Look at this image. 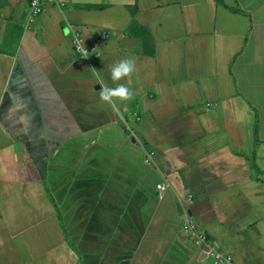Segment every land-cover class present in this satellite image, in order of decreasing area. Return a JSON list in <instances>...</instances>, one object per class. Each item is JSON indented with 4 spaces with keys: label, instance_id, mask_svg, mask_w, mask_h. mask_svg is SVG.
Instances as JSON below:
<instances>
[{
    "label": "crops",
    "instance_id": "crops-1",
    "mask_svg": "<svg viewBox=\"0 0 264 264\" xmlns=\"http://www.w3.org/2000/svg\"><path fill=\"white\" fill-rule=\"evenodd\" d=\"M29 1L0 0V264H211L186 211L237 264H264V0H69L26 27ZM69 24L112 38L85 57ZM119 85L137 126L128 100H101ZM45 160L47 178L67 173L75 247Z\"/></svg>",
    "mask_w": 264,
    "mask_h": 264
},
{
    "label": "built area",
    "instance_id": "built-area-1",
    "mask_svg": "<svg viewBox=\"0 0 264 264\" xmlns=\"http://www.w3.org/2000/svg\"><path fill=\"white\" fill-rule=\"evenodd\" d=\"M69 0H30V16L26 27H29L41 15L47 5L55 6L59 9H64ZM73 46L77 53L81 54L79 49H86V57L92 52L98 50L103 44L107 43L111 38V33L108 30L103 31L90 43L85 41L83 32L77 27L70 25ZM84 56V55H82ZM139 119V118H138ZM158 195L162 199L169 188L166 182H159L156 185ZM193 195L190 194L185 200H192ZM185 219L183 222V230L191 235L194 245L202 252H204L210 259L211 264H237L232 254L228 253L222 244L215 238L211 237L207 232L202 230L196 221L185 212Z\"/></svg>",
    "mask_w": 264,
    "mask_h": 264
},
{
    "label": "rangeland",
    "instance_id": "rangeland-1",
    "mask_svg": "<svg viewBox=\"0 0 264 264\" xmlns=\"http://www.w3.org/2000/svg\"><path fill=\"white\" fill-rule=\"evenodd\" d=\"M111 38H112V36H111ZM111 38H110V40H111ZM127 103H128L127 104L128 106H127V110L126 111L127 112H130L129 113V116H133L132 117V120H131V124L137 126L138 123H136V121L134 119V115L132 114V112H134L135 109H136V103H134L132 99H128V102ZM117 109H118V111L120 113L122 112L121 108H117ZM106 142L107 141H105V142L102 141L100 143L102 145V147H105V149L107 148L109 150H115L117 148V150H119L118 151L119 153H121L123 155L126 154V155L131 156L129 153H127L128 147L126 145H123V146L118 147L119 145H117V144L115 145L113 143L112 146L110 148H108L106 146V144H105ZM36 146H37L36 151H39L40 150V152H39L40 155H41V157L39 158L40 159V162L43 163L44 158H45V146H44L43 140L40 141V139H38L37 142H36ZM97 148L98 149H101V147H97ZM130 148H132V147L130 146ZM94 150H95V148H94ZM135 151H136V153L138 155H140V152H141L140 149H138L137 147H135ZM51 165H55V167L57 165H59V167H61L60 169H64V171H65V169H67V160L64 161V159L62 160L61 157H55V159H52ZM47 175H48V170H47ZM47 175H46V177H44V179L42 181L46 185V187H48V188H50V186L52 185L51 183H54L53 184V187L51 189V192L52 193L54 192L55 199L58 202V204L60 206L61 213L63 215V218L65 219V217H67V173L66 174L65 173H53L52 175L54 176V180L53 179H50V178H47ZM55 209H56V212H57V221L59 223V226H61V222H60L59 217H58V211H57L56 206H55ZM54 221H55V219H54ZM63 221H64V223L66 222V225H67V221L66 220H63ZM60 228H61V231L64 232V229L62 228V226ZM66 229H67V227H66ZM65 238H66V236H65Z\"/></svg>",
    "mask_w": 264,
    "mask_h": 264
},
{
    "label": "clouds",
    "instance_id": "clouds-1",
    "mask_svg": "<svg viewBox=\"0 0 264 264\" xmlns=\"http://www.w3.org/2000/svg\"><path fill=\"white\" fill-rule=\"evenodd\" d=\"M86 57V49H79ZM134 61L132 60H123L116 64L112 68V79L114 81L120 80L122 77H125L132 73L134 71ZM97 79H99V76H97ZM133 93L125 86V85H119L118 87L112 89V88H104L100 90V97L101 100L106 101L108 103H112L113 97H119L122 100H128L132 98Z\"/></svg>",
    "mask_w": 264,
    "mask_h": 264
},
{
    "label": "trees",
    "instance_id": "trees-1",
    "mask_svg": "<svg viewBox=\"0 0 264 264\" xmlns=\"http://www.w3.org/2000/svg\"><path fill=\"white\" fill-rule=\"evenodd\" d=\"M219 3H223V0H217ZM87 8H89V9H91V8H97V9H103V8H105V7H107L106 5H104V4H88L87 6H86ZM137 5H136V7L135 6H131V9H132V12L135 14V12H136V10H137ZM139 37H141L142 38V40H143V45H144V48H145V52H147V53H152V52H150L149 51V49H148V38L145 36V34H139ZM252 168L255 170V172H259V169H258V166H257V164L255 163V160H254V157H253V161H252ZM46 175H47V161L45 160V162H44V166H43V179H44V177H46ZM48 188V187H47ZM48 190H49V197H50V199L55 203V206H56V208H57V211H58V217H59V220H60V222H61V226H62V228L64 229V233H65V236H66V240L69 242V244L70 245H72L73 247H75V245L72 243V240H71V238H70V236H69V233H68V231H67V229H66V225H65V223H64V218H63V215H62V213H61V210H60V206H59V204L55 201V196H54V194L51 192V190H50V188H48Z\"/></svg>",
    "mask_w": 264,
    "mask_h": 264
}]
</instances>
